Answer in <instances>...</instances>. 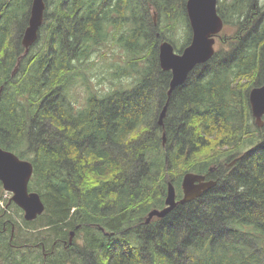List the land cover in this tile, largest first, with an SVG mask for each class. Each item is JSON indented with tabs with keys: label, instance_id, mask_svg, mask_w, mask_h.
<instances>
[{
	"label": "trees",
	"instance_id": "trees-1",
	"mask_svg": "<svg viewBox=\"0 0 264 264\" xmlns=\"http://www.w3.org/2000/svg\"><path fill=\"white\" fill-rule=\"evenodd\" d=\"M43 1L23 56L32 0H0V147L32 163L44 204L26 222L0 183V264H264V126L248 103L264 85V4L218 0L214 55L168 96L158 45L189 44L187 0ZM94 54L115 89H90ZM188 172L216 185L145 224Z\"/></svg>",
	"mask_w": 264,
	"mask_h": 264
},
{
	"label": "water",
	"instance_id": "water-1",
	"mask_svg": "<svg viewBox=\"0 0 264 264\" xmlns=\"http://www.w3.org/2000/svg\"><path fill=\"white\" fill-rule=\"evenodd\" d=\"M218 0H187L185 11L191 31V40L180 53L174 50L169 41L158 45V62L163 71L171 73L168 96L181 86L196 66L208 62L215 52L216 35L223 28V21L217 13ZM45 4L43 0H32L27 26L21 37L25 53L38 39V31L43 23ZM3 86H0V99ZM250 113L257 128L264 126V85L255 86L248 92ZM164 105L157 123L162 126L166 114ZM33 174L30 161L20 159L11 151L0 147V183L4 191L10 193V202L22 212L26 222L34 221L44 211V204L36 192L29 191L28 184ZM216 185L214 180H204V176L185 173L181 180V199H176L175 188L167 184L164 207L151 209L145 218L148 224L152 218H163L177 204H185L199 198L204 192ZM72 237V232L70 238Z\"/></svg>",
	"mask_w": 264,
	"mask_h": 264
},
{
	"label": "rangeland",
	"instance_id": "rangeland-1",
	"mask_svg": "<svg viewBox=\"0 0 264 264\" xmlns=\"http://www.w3.org/2000/svg\"><path fill=\"white\" fill-rule=\"evenodd\" d=\"M260 1V4H264V0H259ZM155 10L154 9H151V12L150 13H153L154 14V16H155ZM154 22L156 23V24H158V26H159V31L158 32H164V30L166 29V26H165V23H163V22H159L158 21V19L157 18H155L154 17ZM226 33H229L230 32V30H226L225 31ZM172 38V41H174V45L176 46V48L177 49H179V48H181L182 47V44L184 43V40H185V34H184V31H183V28H180L179 30H176L175 32H174V36H172L171 37ZM161 42V41H160ZM105 47V49H107V48H110V49H115L116 47L113 45V44H111V45H105L104 46ZM103 50L104 52H108L109 50ZM115 51H117V49H115ZM93 59H94V61H93ZM97 59L99 60L100 59V57L98 56V55H93V57H91L90 58V62L91 61H93L94 62V64L92 65V70H93V74H95V79L92 81H90V89H102V90H105L106 91V89L107 90H110V89H115L116 87H117V84L118 83H116L114 80H113V77H111L110 76V74H109V72H107L106 70H105V68H104V66H103V64H104V61L102 60V59H100L98 62H96L97 61ZM108 61H110V59L108 58L107 59ZM86 75H87V73H86ZM102 77H106L107 79H104L103 81H102ZM111 77V78H110ZM101 80V83L102 84H100L99 86L96 84V83H98V80ZM243 86H242V88L244 89L245 87H246V85L245 84H242ZM71 91H73L74 92V97L79 101V102H74V104L75 105H82L83 104V98L87 95V91L85 90V87L84 86H82L81 85V87H76L75 88V90H73V89H71ZM164 105H167L166 103L164 104ZM2 148V147H1ZM3 149V148H2ZM6 150V149H5ZM168 183H171V182H168ZM167 183V184H168ZM173 183V182H172ZM171 183V184H172ZM173 185V184H172ZM173 187H174V185H173ZM4 192V194H3V198H7V196H8V198L11 196L9 193H7V192H5V191H3ZM3 203L4 202H2L1 203V206H2V208L4 207L3 206ZM21 211V210H20ZM22 212V211H21ZM22 214V219L24 220V218H23V212L21 213ZM16 215V214H15ZM16 219H17V217H16ZM25 221V220H24Z\"/></svg>",
	"mask_w": 264,
	"mask_h": 264
},
{
	"label": "flooded vegetation",
	"instance_id": "flooded-vegetation-1",
	"mask_svg": "<svg viewBox=\"0 0 264 264\" xmlns=\"http://www.w3.org/2000/svg\"><path fill=\"white\" fill-rule=\"evenodd\" d=\"M236 161H237V159H234V160L230 161L229 163H226V164H225V165H226V168H229V169L232 168V167L235 165ZM214 169H215V167L209 169V172H211V173L213 174L212 171H214ZM188 173H193V172H188ZM194 174H196V173H194ZM197 175H199V174H197ZM202 176H204V180H205V181L211 180L209 176H206V175H204V174H202ZM181 197H182V196H181ZM176 198H177V197H176ZM180 199H181V198H180ZM9 200H10V198H9ZM178 200H179V199H178Z\"/></svg>",
	"mask_w": 264,
	"mask_h": 264
},
{
	"label": "bare ground",
	"instance_id": "bare-ground-1",
	"mask_svg": "<svg viewBox=\"0 0 264 264\" xmlns=\"http://www.w3.org/2000/svg\"><path fill=\"white\" fill-rule=\"evenodd\" d=\"M44 4H45V2H44ZM29 13V12H28ZM28 21V20H27ZM27 26V25H26ZM165 41H167V40H165ZM22 45V44H21ZM23 47V46H22ZM24 48V47H23ZM29 52V50L25 53V49H24V53H23V56H26L27 55V53ZM167 186V185H166ZM1 188H2V186H1ZM2 190H3V188H2ZM4 191V190H3ZM6 192V191H5ZM10 194V193H9ZM166 194V193H165ZM11 195V194H10ZM180 197V196H179ZM10 198V197H9ZM9 203H12V202H10L9 201ZM14 204V203H13ZM15 205V204H14ZM16 206V205H15ZM17 207V206H16ZM18 208V207H17Z\"/></svg>",
	"mask_w": 264,
	"mask_h": 264
}]
</instances>
